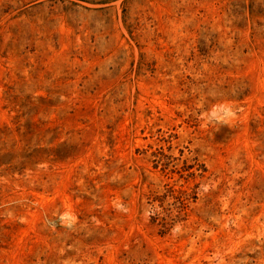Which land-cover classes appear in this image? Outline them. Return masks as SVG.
<instances>
[{
  "label": "rangeland",
  "instance_id": "obj_1",
  "mask_svg": "<svg viewBox=\"0 0 264 264\" xmlns=\"http://www.w3.org/2000/svg\"><path fill=\"white\" fill-rule=\"evenodd\" d=\"M0 264H264V0H0Z\"/></svg>",
  "mask_w": 264,
  "mask_h": 264
},
{
  "label": "trees",
  "instance_id": "obj_2",
  "mask_svg": "<svg viewBox=\"0 0 264 264\" xmlns=\"http://www.w3.org/2000/svg\"><path fill=\"white\" fill-rule=\"evenodd\" d=\"M162 227H165V226H162Z\"/></svg>",
  "mask_w": 264,
  "mask_h": 264
}]
</instances>
